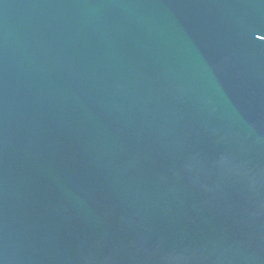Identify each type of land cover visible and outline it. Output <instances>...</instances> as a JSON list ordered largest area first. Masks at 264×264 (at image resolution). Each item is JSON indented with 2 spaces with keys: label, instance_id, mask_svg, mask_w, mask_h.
<instances>
[{
  "label": "water",
  "instance_id": "1",
  "mask_svg": "<svg viewBox=\"0 0 264 264\" xmlns=\"http://www.w3.org/2000/svg\"><path fill=\"white\" fill-rule=\"evenodd\" d=\"M0 264H264V0H0Z\"/></svg>",
  "mask_w": 264,
  "mask_h": 264
}]
</instances>
